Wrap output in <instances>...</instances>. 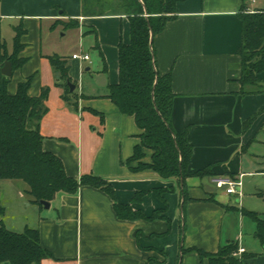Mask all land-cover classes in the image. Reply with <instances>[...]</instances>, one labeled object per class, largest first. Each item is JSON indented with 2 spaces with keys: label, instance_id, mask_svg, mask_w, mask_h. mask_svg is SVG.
I'll use <instances>...</instances> for the list:
<instances>
[{
  "label": "crops",
  "instance_id": "0c3cea01",
  "mask_svg": "<svg viewBox=\"0 0 264 264\" xmlns=\"http://www.w3.org/2000/svg\"><path fill=\"white\" fill-rule=\"evenodd\" d=\"M244 6L249 12L259 10L246 0H178L174 19L153 38L156 69L172 77L173 127L180 134L187 131L193 147L188 170L209 171L183 183L128 165L141 130L134 117L106 98L109 86L119 80L118 46L130 42L128 18L87 16L82 0H0V44L6 43L11 53L17 29L24 32L18 58L25 61L13 69L7 92L14 95L28 77L30 96L49 89L48 113L40 124L44 150L63 161L70 177L93 174L108 180L116 198L82 186L74 195L58 194L49 210L28 201L25 208L10 209L16 192L22 198L24 188H15L13 198V189L0 180L5 207L0 222L16 232L39 230L42 248L53 255L41 264H210L183 249L216 253L228 243L245 250L239 254L246 258L243 264H264L256 224L244 214L264 217V200L258 196L264 193V93L243 95L238 82L243 41L239 14ZM73 22L77 28L66 27ZM73 39H78L80 54L72 52ZM76 54L90 60L73 59ZM52 56L66 61L68 76L77 85L69 102L63 99ZM258 78L264 83V72ZM151 155L146 150V163ZM218 176L241 177L242 195L219 191L212 183ZM184 189L189 199L185 204ZM115 202L158 218L120 219ZM27 210L30 225L21 216Z\"/></svg>",
  "mask_w": 264,
  "mask_h": 264
},
{
  "label": "trees",
  "instance_id": "16d2710c",
  "mask_svg": "<svg viewBox=\"0 0 264 264\" xmlns=\"http://www.w3.org/2000/svg\"><path fill=\"white\" fill-rule=\"evenodd\" d=\"M178 0H82L87 16H125L129 20L130 42L118 46L119 80L109 86L106 98L110 99L122 114L134 117L141 130L140 143L128 165L133 171L151 170L166 181H183L192 176H203L209 171L191 173L188 165L193 147L188 141L187 131L177 133L173 127L172 114L175 95L172 91V77L160 75L156 69L153 38L162 32L176 15ZM244 9L239 14L242 22L243 41L240 48L242 73L239 79L241 94L264 93V83L258 75L264 72V9L249 12ZM66 27L77 28L73 22ZM21 28L16 31L13 50L10 53L6 43L0 44V180L21 181L30 204L39 208L42 201L51 203L58 194L74 195L82 186H91L107 193L114 201L115 192L109 181L93 174L76 179L67 175L63 161L53 153L44 150V137L40 124L48 113L46 101L49 89H43L40 96L32 97L29 90L32 77L18 85L14 95L7 92L10 80L2 73V67L10 62L13 69L22 66L25 60L18 55L23 48ZM64 88L63 99L69 102L67 87L68 67L58 56L49 57ZM60 85V84H58ZM77 108V104L73 103ZM92 113L99 115L97 111ZM257 115L245 125H250ZM103 118V117H102ZM146 150L152 153L146 163ZM137 163L136 167H131ZM162 191H157L159 194ZM264 200V193H258ZM184 204L189 200L183 192ZM120 219L154 220L130 206L114 204ZM256 224V238L264 247V217L256 212L244 213ZM5 215V207L0 202V217ZM168 224L170 221L167 219ZM238 245H221L216 253H207L199 248L183 249L200 258H207L210 264H243L244 256L236 257ZM253 257L250 256L249 258ZM53 255L42 248L37 228L26 227L21 232L8 229L0 222V264H41Z\"/></svg>",
  "mask_w": 264,
  "mask_h": 264
},
{
  "label": "rangeland",
  "instance_id": "374dc122",
  "mask_svg": "<svg viewBox=\"0 0 264 264\" xmlns=\"http://www.w3.org/2000/svg\"><path fill=\"white\" fill-rule=\"evenodd\" d=\"M252 1L253 0H246V3L250 6H252L253 8H257V9H264V0H255V4H252ZM73 42L76 44L75 46H74V50L72 51V52H75V53H77V54H80L81 52H83V50H81V49H79V47H77L78 45V39L77 40H74L73 39ZM72 54V53H71ZM95 57V54H92V60L94 61L96 58H94ZM259 76V75H258ZM259 79V78H258ZM3 183V182H2ZM5 184L4 185H7L6 187L9 189V188H11V196L13 197V198H15V196H16V193L19 195V191L18 192H16V190H14L15 188L18 190L19 188L18 187H21V188H25V184L23 183V182H21V181H5L4 182ZM14 192H16L15 194H14ZM9 194V191L7 192V196H9L10 195ZM18 195H17V197L15 198V202L13 203V205H12V207H10V209L11 208H19L20 207V205L22 204V207L23 208H25V203L26 204H28L27 203V198H26V195H25V193L22 191V193H21V195L23 196L22 198H18ZM247 196H248V194H247ZM9 198V197H8ZM19 199V200H18ZM248 200V199H247ZM20 201H21V203H20ZM249 201H257L255 198H251ZM2 205L4 206V204L2 203ZM29 205V204H28ZM21 208V207H20ZM42 209V208H41ZM18 216V215H17ZM21 216L23 217V218H25V217H27L28 219L26 220V221H28L27 223L30 225V223L29 222H31V214L29 215V210H27V211H23L22 213H21ZM20 216V217H21ZM246 236V235H245ZM236 257H240V255H239V253H237V254H234Z\"/></svg>",
  "mask_w": 264,
  "mask_h": 264
},
{
  "label": "built area",
  "instance_id": "2783aa9c",
  "mask_svg": "<svg viewBox=\"0 0 264 264\" xmlns=\"http://www.w3.org/2000/svg\"><path fill=\"white\" fill-rule=\"evenodd\" d=\"M252 4H255V0L252 1ZM73 59H79L82 61H89V55H73ZM212 183L214 186L227 196L242 195V180L241 177H232V176H218L212 178ZM244 249H239L238 253H244Z\"/></svg>",
  "mask_w": 264,
  "mask_h": 264
},
{
  "label": "water",
  "instance_id": "95a60500",
  "mask_svg": "<svg viewBox=\"0 0 264 264\" xmlns=\"http://www.w3.org/2000/svg\"><path fill=\"white\" fill-rule=\"evenodd\" d=\"M1 73L5 77H11L13 74L12 64L10 62H6L2 67ZM67 87L69 88V92L73 93L76 90L77 85L74 84L71 80H67ZM41 205L44 207L45 210H49L51 208V203L49 202L42 201Z\"/></svg>",
  "mask_w": 264,
  "mask_h": 264
}]
</instances>
